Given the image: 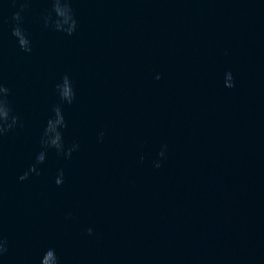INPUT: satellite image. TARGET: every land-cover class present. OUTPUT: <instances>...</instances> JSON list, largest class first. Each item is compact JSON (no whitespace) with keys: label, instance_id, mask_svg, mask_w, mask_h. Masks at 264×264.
Listing matches in <instances>:
<instances>
[{"label":"water","instance_id":"1","mask_svg":"<svg viewBox=\"0 0 264 264\" xmlns=\"http://www.w3.org/2000/svg\"><path fill=\"white\" fill-rule=\"evenodd\" d=\"M0 264H264V0H0Z\"/></svg>","mask_w":264,"mask_h":264}]
</instances>
